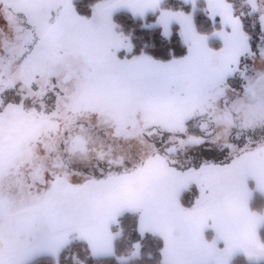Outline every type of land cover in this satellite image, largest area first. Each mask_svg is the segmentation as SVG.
<instances>
[{
    "label": "snow or ice",
    "instance_id": "obj_1",
    "mask_svg": "<svg viewBox=\"0 0 264 264\" xmlns=\"http://www.w3.org/2000/svg\"><path fill=\"white\" fill-rule=\"evenodd\" d=\"M0 264H264V0H0Z\"/></svg>",
    "mask_w": 264,
    "mask_h": 264
}]
</instances>
